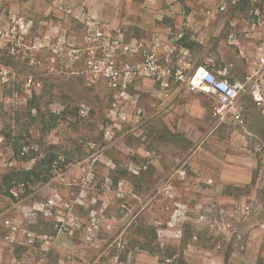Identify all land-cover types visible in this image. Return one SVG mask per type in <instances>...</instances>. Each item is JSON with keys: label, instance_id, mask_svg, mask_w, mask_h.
I'll use <instances>...</instances> for the list:
<instances>
[{"label": "rangeland", "instance_id": "1", "mask_svg": "<svg viewBox=\"0 0 264 264\" xmlns=\"http://www.w3.org/2000/svg\"><path fill=\"white\" fill-rule=\"evenodd\" d=\"M102 1L0 0V264H264V75L244 126L179 134L154 77L122 66L113 87L146 46L112 49Z\"/></svg>", "mask_w": 264, "mask_h": 264}, {"label": "crops", "instance_id": "2", "mask_svg": "<svg viewBox=\"0 0 264 264\" xmlns=\"http://www.w3.org/2000/svg\"><path fill=\"white\" fill-rule=\"evenodd\" d=\"M107 3H100L97 16L109 20L116 30L115 39H123L125 44H144L171 69V76L165 80L167 86L158 81L157 113L168 115L179 134H211L218 128L212 127L217 107L211 101L213 96L191 91L187 86L195 69L216 72L226 66L228 79L241 81L249 89L263 76L264 21L244 18L240 0H112L109 17L104 13ZM115 60L121 68L136 65L140 57L118 52ZM169 118H164L165 123ZM198 121H202L201 127ZM241 137L247 141L246 136Z\"/></svg>", "mask_w": 264, "mask_h": 264}, {"label": "built area", "instance_id": "3", "mask_svg": "<svg viewBox=\"0 0 264 264\" xmlns=\"http://www.w3.org/2000/svg\"><path fill=\"white\" fill-rule=\"evenodd\" d=\"M99 36V34H96ZM119 39L112 41V49L115 51L119 45ZM124 51L135 52L139 50L141 54V61L135 66H123L126 77L130 74H141L147 77H154L162 85L167 86V78L171 76V69L163 65L159 60L157 53L138 45L137 49H131L124 46ZM264 63V62H263ZM111 69L113 74V87L119 84V78L122 76L116 62H111ZM262 75H264V64L262 68ZM229 68L224 66L219 68L216 72L210 71L206 68L199 67L187 79V86L191 91H202L210 94L216 99V119L217 123L225 122L230 115L235 124L244 126V119L242 118L239 109L237 108L238 99L245 94L249 87L241 81L229 79ZM260 150V149H259Z\"/></svg>", "mask_w": 264, "mask_h": 264}, {"label": "trees", "instance_id": "4", "mask_svg": "<svg viewBox=\"0 0 264 264\" xmlns=\"http://www.w3.org/2000/svg\"><path fill=\"white\" fill-rule=\"evenodd\" d=\"M19 176L22 182H25L31 178H35L36 180L40 178V174L36 173L34 170L24 171L23 173H20Z\"/></svg>", "mask_w": 264, "mask_h": 264}]
</instances>
